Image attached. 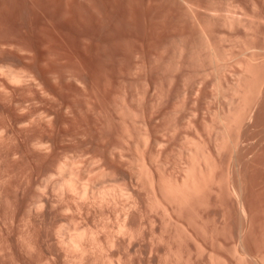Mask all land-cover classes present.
I'll return each mask as SVG.
<instances>
[{
    "label": "rangeland",
    "instance_id": "374dc122",
    "mask_svg": "<svg viewBox=\"0 0 264 264\" xmlns=\"http://www.w3.org/2000/svg\"><path fill=\"white\" fill-rule=\"evenodd\" d=\"M0 264H264V0H0Z\"/></svg>",
    "mask_w": 264,
    "mask_h": 264
}]
</instances>
